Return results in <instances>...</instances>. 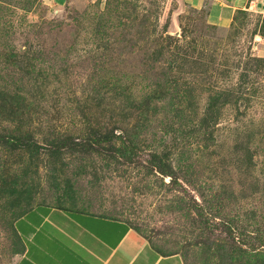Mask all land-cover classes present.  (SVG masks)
Returning a JSON list of instances; mask_svg holds the SVG:
<instances>
[{"label":"rangeland","instance_id":"374dc122","mask_svg":"<svg viewBox=\"0 0 264 264\" xmlns=\"http://www.w3.org/2000/svg\"><path fill=\"white\" fill-rule=\"evenodd\" d=\"M238 7L0 0V264L36 205L184 264H264V0Z\"/></svg>","mask_w":264,"mask_h":264},{"label":"crops","instance_id":"0c3cea01","mask_svg":"<svg viewBox=\"0 0 264 264\" xmlns=\"http://www.w3.org/2000/svg\"><path fill=\"white\" fill-rule=\"evenodd\" d=\"M206 10L211 24H225L240 0H189ZM230 9L227 16L221 9ZM22 244L14 264H184L160 253L125 220L61 207L36 205L14 221Z\"/></svg>","mask_w":264,"mask_h":264},{"label":"trees","instance_id":"16d2710c","mask_svg":"<svg viewBox=\"0 0 264 264\" xmlns=\"http://www.w3.org/2000/svg\"><path fill=\"white\" fill-rule=\"evenodd\" d=\"M65 210H67V211H70V210H68V209H65ZM72 212V211H71ZM161 253V252H160ZM163 254H165V253H163Z\"/></svg>","mask_w":264,"mask_h":264}]
</instances>
